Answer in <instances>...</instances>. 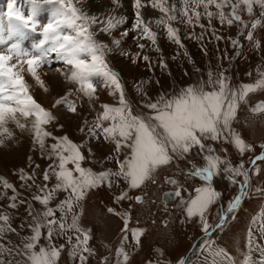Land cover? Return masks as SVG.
I'll return each instance as SVG.
<instances>
[{
	"label": "snow or ice",
	"instance_id": "snow-or-ice-1",
	"mask_svg": "<svg viewBox=\"0 0 264 264\" xmlns=\"http://www.w3.org/2000/svg\"><path fill=\"white\" fill-rule=\"evenodd\" d=\"M24 2L27 6L26 14L23 8L16 6V0H10L5 13L7 35H0V146H5L6 141L15 140L16 129L21 133L27 132L33 145L39 146L42 155L46 152L47 157L53 159V163L43 171L42 186L35 184V169L31 174L19 169V179L24 181L29 189L33 186L37 188L32 200L43 207L42 212L33 215L31 203L25 200L17 203L18 193L7 197L11 201L9 208L16 209L26 205L27 214L32 217V223L28 225L31 235L22 238L19 251V254L25 257L24 264H58L65 244L57 246L53 243L57 235L66 238V243L70 246L69 255L74 261L78 259L79 264H87L88 257L94 255L93 249L89 247L91 230L83 229L79 220L83 214V202L88 195L101 187H106L111 192L114 186L119 188V181L123 180L126 188L113 193L114 202L130 200L141 204L144 202L143 196H130L132 190L142 189L149 180L156 183L154 176L158 169L172 164L174 160L187 159L193 153L201 156L204 161L203 166H195L189 161L192 167L185 173L189 178L202 181L201 186L195 188L196 195L184 201L181 195L182 185L172 178H165V183L175 185L176 190L164 193L163 199L167 202L173 196L178 197L181 203L186 205L185 220L182 222L198 218L204 235L201 241L193 245L191 253L198 252L202 256L207 251L211 264H235L226 250H216L212 247L213 242L208 236L213 230L223 228L227 218L230 215L234 217L243 201L250 198L251 175H259L261 171L257 161L264 160V144L260 145L262 153L250 161L253 170L250 171L245 168L243 161L235 167L232 166L227 158L222 159L205 141L228 144L240 155L252 150V146L245 142L232 125L237 120L241 104L248 103L249 94L264 90V72H260L258 66L259 79L254 83H241L233 87L230 84L231 78L224 74L227 70L221 71L215 78L210 70L207 80H202L199 85L185 86L174 95L160 93L156 99L148 96L145 91L144 85L149 81L142 80L135 86V90L140 96L141 106L148 111H137L133 114L125 86L118 73L110 67L107 57L109 53L119 50L121 55L130 56L133 63L142 59L147 63L149 70H152L153 64L158 63L162 70L169 71L170 74L158 44V32L153 30L152 25L157 29L162 28L166 39L178 48L185 49L184 54L187 55L179 29L172 23L178 19L177 13L181 23L201 29L199 35L194 31L189 33L190 39L203 40L205 28L216 41L224 39L213 24L216 19L221 26H235L238 35L243 36L259 51L261 40L256 38L255 33L264 28V0H179V7L177 0H131L135 19L131 29L120 31L119 36L114 33L127 23V17L118 14L123 0H109L110 7L103 14H90L85 11L81 6L84 0ZM149 8L161 15L146 20L144 12ZM45 9L49 13L48 19L41 24L37 17ZM240 13L246 14L249 20L245 21ZM203 19H207V26L202 23ZM25 30L38 32L40 36L38 42L30 48L22 43ZM130 33H135L134 41L139 50L132 54L121 47ZM100 35L109 37L110 42L98 39ZM141 41L150 42L154 50L161 53L158 61H153L145 54L146 44ZM229 42L237 49L235 55L239 56L238 49L242 47L239 39L230 37ZM202 51L207 54L206 47L202 46ZM227 58L230 61L232 59ZM172 59L175 60L176 57ZM189 62L191 63V60ZM53 63H62L68 69L66 82L77 85L75 91L82 93L89 100L95 97L97 83L102 84L109 95L117 98L115 105L100 106L102 110L86 132L89 142L92 138L102 137L105 142L114 144L113 154L104 157V161L114 160L117 166L115 171L105 168L94 171L92 168L83 167V162L89 157L95 161L92 149L88 148L86 156L84 142L76 143L67 134L56 136L47 130V126L56 118L33 97L26 75L47 91L41 70L46 65L52 66ZM57 71L60 72V69L57 68ZM60 74L64 75V72ZM184 74L188 73L185 71ZM72 94L73 90H69L63 97L56 99L53 107L64 106L68 112L76 113V104L68 99ZM249 111L253 114L264 113V101H258ZM63 127L58 125V130ZM78 130L85 134L83 125ZM49 138L53 143L46 148V139ZM221 151L227 153L225 148H221ZM29 160L31 161V157ZM35 167L38 169L39 165ZM221 173L233 184L238 183L236 177H243V180L239 182L238 192L227 203L226 209L223 205L220 206L218 221L209 224L207 213L210 206L218 203L222 195L215 190L212 182ZM52 176L55 177L56 183L49 188L48 181ZM27 181L33 183L27 184ZM0 183L5 189L16 193L14 185L7 179L0 177ZM255 191L257 195L264 196V187H258ZM60 192L64 193V198L55 207L50 206L51 201ZM57 212L60 213L58 218ZM107 212L119 215L112 207H107ZM129 217L130 212H125L122 216V231H127ZM10 220L9 214L0 212V238L7 232H17V229L11 226ZM167 224V220L162 221L165 228ZM23 227L22 223L20 228ZM42 229H46V232H42ZM69 233L74 234L75 243H72L73 235ZM143 234L144 230L140 228L131 231V238L137 247L140 246ZM42 238L47 241V245L40 244ZM126 240L127 237H123L121 246L116 249V264H128L130 260L123 247ZM8 251L10 249L0 245V254ZM157 251L163 254L162 250ZM0 264H4V261L0 260ZM101 264H109V260L102 259ZM177 264H189V258L180 257ZM244 264H247V257L244 258Z\"/></svg>",
	"mask_w": 264,
	"mask_h": 264
},
{
	"label": "rangeland",
	"instance_id": "rangeland-1",
	"mask_svg": "<svg viewBox=\"0 0 264 264\" xmlns=\"http://www.w3.org/2000/svg\"><path fill=\"white\" fill-rule=\"evenodd\" d=\"M9 2L10 0H0V35H7L5 13ZM16 6L23 8L26 14L27 7L24 0H16ZM179 6V0H177V7ZM212 10L216 11L215 9ZM150 11L152 13L155 12L157 15L151 17L148 12H144L146 20L155 19L161 15L156 10L151 9ZM225 11H228V9H225ZM258 13L259 9H257V15ZM118 14L126 16L127 23L114 33L116 36H119L120 31L130 30L131 24L135 19L131 6H122L118 10ZM240 14L245 21L249 20L246 14ZM48 15L49 13L46 9L42 10L37 19L41 24L45 23ZM177 16L178 19L172 23L174 27L179 29V35L185 45L187 55L184 54L185 49L178 48L166 39V34L162 28L157 29L154 24L152 25L153 30L158 32V44L162 49V55L167 62L170 74L169 71L162 70L158 63L153 64L152 70H149L147 63L142 59L138 60L137 63H133L130 56L121 55L119 50L108 54L107 59L110 67L118 73L120 80L125 86L126 96L132 105L133 114H136L137 111H148L141 106L140 96L135 90V86L142 80L149 81V83L144 85L145 91L148 96L156 99L160 93L174 95L178 94L185 86L199 85L202 80H207L210 70L214 78L221 71L227 70L224 71V74L231 78L230 84L233 87L239 86L241 83H254L259 79L258 66L259 71L264 72V28L257 30L255 33L256 38L261 40V47L257 51L249 41L238 35L235 26L228 27L226 24L221 26L216 19L213 20V24L224 39L216 41L207 28H205L203 40L190 39L188 38L189 33L194 31L196 35H199L201 29L199 27L186 26L180 22L179 13H177ZM202 23L207 26V19H203ZM134 36L135 33H130L121 46L129 54L139 51L136 47ZM230 37L239 39L242 45L238 49L239 56L235 55L237 49L231 46ZM39 39L38 32L25 30L22 34V43L25 47L30 48ZM98 39L110 42V38L104 35L98 36ZM141 42L146 44L145 54H148L153 61H158L161 53L156 52L150 42ZM202 46L207 48V54L202 51ZM225 53H227V56H225ZM174 56L176 57L175 60L172 59ZM227 57H231V61ZM190 60L191 63L189 62ZM120 63H125L126 73H123L118 67ZM57 68L60 69V72H64V75H61ZM185 71L188 73L187 75L184 74ZM247 73H251V75ZM68 74V69L62 63H53L50 67L44 66L41 70V76L48 89L47 91L41 89L26 75L30 88L34 90V98L41 105L43 104L42 106L48 109L56 118L47 126V130L56 136L67 134L76 143L84 142V154L86 156H88V148L92 149L95 161L92 157H89L83 162V167L92 168L94 171H100L102 168L115 171L117 166L114 160L104 161V157L113 154L114 144L105 142L102 137L99 139L92 138L89 142L86 132L87 128L92 126L97 114L102 110L100 106L102 104L115 105L117 104V98L109 95L108 90L102 84L97 83L95 97L89 100L82 93L75 91L77 85L66 82ZM49 77L57 78L60 86H52L48 79ZM69 90H73V94L68 99L76 104V113L68 112L64 106L53 107L56 99L63 97ZM37 92L47 95V99L45 100L41 96L42 101L40 102L37 98V94L39 95ZM258 101H264V90L249 94L248 103L241 104L237 120L232 125L245 142L252 146L251 151L240 155L228 144L210 140L205 141V144L210 145L222 159L227 158L232 166L235 167L243 161L245 168L250 171H253L252 167H250V161L262 153L260 145L264 144V113L253 114L249 111ZM85 121H87L86 124ZM58 125H63V129L58 130ZM82 125L85 127V134H81L78 130ZM25 133V141H22V145L17 147V153L8 155V157H11L9 160L10 165L0 160V164L2 163L3 165L2 168L0 166V177L7 179L16 189V193H13L12 190L5 189L3 184L0 183V212L9 214L11 226L17 229V232H7L0 238V245H3L5 249H10V251L0 254V260H3L4 264H24L25 257L19 254V251L22 238L31 235L28 225L32 223V217L28 216L26 205H21L16 209L9 208L8 204L11 201L7 197L18 193L16 202L19 203V201L25 200L31 203L33 215L43 211V207L32 200L37 188L33 186L29 189L25 182L19 179V169H24L29 174L35 169V184L42 186L44 184L42 179L43 171L49 164L53 163V159L48 158L46 152L42 155L39 146L33 145L31 136L27 132ZM7 142L5 146H7ZM52 143L53 141L50 138L46 139V148ZM5 146H0V148ZM221 148L227 149V153L221 151ZM7 151L12 152L11 148L7 149ZM29 157H31V161ZM120 158H123V153H121ZM96 161H103V163ZM189 161L195 166H203L204 164L202 157L193 153L187 159L174 160L172 164L158 169L154 176L156 183H152L149 180L142 189L132 190L129 193L130 196H143L144 202L141 204H136L130 200L119 203L114 202L113 193H118L121 189L126 188L123 180L119 181L120 187L114 186L111 192L106 187H101L93 190L88 195L83 202V214L79 220V224L83 229L91 230L89 247L93 249L94 255L88 257L87 264H101L102 259H108L109 264H116V249L121 246V240L125 236L127 240L123 247L124 251L130 256L128 264H149V262L151 264H168V262L177 264L180 257L187 255L191 244H196L204 235L198 218L189 220L186 223L182 222L185 220L186 205L181 203L176 208V202L180 198L175 197L173 200L165 202L162 196L165 192H174L176 190L175 185L165 183V178L175 179L179 185H182L181 195L184 201L196 195L195 188L201 186L202 181L185 175L192 167ZM36 165H39L38 169L35 167ZM257 166L261 168V171L259 175H251L250 198L243 201L241 208L234 214V217L230 215L231 217L223 228L215 230L214 233L212 231L210 234L213 236L208 237L213 242L212 247L216 250H226L235 261V264H244L245 257H247V264H264V196L257 195L255 191L258 187H264V160L257 161ZM221 167H225V165H221ZM235 179L238 183H231L224 173L214 178L213 186L222 195L218 203L210 206L207 213L209 224H214L218 220L220 206L223 205L226 209L227 203L237 194L239 182H242L243 177H236ZM32 183V181H27V184ZM55 183V177L52 176L48 181L49 188ZM63 198V192L57 193L50 206L55 207ZM107 207H112L119 215L108 213ZM125 212H130L129 224L127 231H122L124 229L122 216ZM56 215L58 218L60 213L57 212ZM22 217L24 218L23 220L21 219ZM164 220L168 222L166 228L162 225ZM68 222H71L70 216ZM22 223L24 227L20 228ZM135 228L144 230L139 247L136 246L131 238V231ZM42 232H46V229H42ZM69 234L73 235L72 243H75L74 234ZM53 243L57 246L65 244V249L60 255L58 264H79L78 259L74 261L69 255L70 246L66 243V238L57 235ZM40 244L47 245V241L42 238ZM157 250H162L163 254ZM205 260H207V264H211V257L207 251L202 256L198 252L191 253L189 264H193V262L195 264H205Z\"/></svg>",
	"mask_w": 264,
	"mask_h": 264
},
{
	"label": "bare ground",
	"instance_id": "bare-ground-1",
	"mask_svg": "<svg viewBox=\"0 0 264 264\" xmlns=\"http://www.w3.org/2000/svg\"><path fill=\"white\" fill-rule=\"evenodd\" d=\"M82 8L87 11L88 13L90 14H103L104 12L108 11L109 7H110V4H109V0H84V3L81 5ZM123 6L125 7H130L131 6V0H123ZM27 7V6H26ZM151 9H147L145 12H148L150 14L151 17H154L156 16L157 14L155 12H151L150 11ZM152 13V14H151ZM135 49V48H134ZM134 52V50H133ZM118 67L120 68V70L123 72V73H126L125 70H126V65L125 63L123 64H118ZM48 76V75H47ZM49 81H50V84L52 86H56V85H59L60 86V83H59V80L57 78H48ZM48 81V82H49ZM50 85V86H51ZM34 87V86H33ZM33 91L31 88H30V92L31 94L33 95ZM39 93V92H37ZM41 96L45 98V100L47 99V95L45 94H40L39 95L37 94V98L39 99V101L41 102ZM34 97V96H33ZM49 97V96H48ZM45 105L46 103L43 102ZM43 105V104H42ZM15 131V140L13 141H8L7 142V146L3 147V148H0V160L1 162H4L5 164H8L10 165V159L11 157H8V155L10 153H12L13 155L15 153H17V147H19L20 145H22V141H25V132L24 133H21L19 130H16L14 129ZM12 150V152H9L7 151V149H10ZM13 163V162H11ZM14 165V164H13ZM1 168H2V163L0 164ZM231 216H229L227 218V220L230 218ZM217 230V229H216ZM215 230H213L212 233H214ZM201 241V240H200ZM197 243V242H196Z\"/></svg>",
	"mask_w": 264,
	"mask_h": 264
},
{
	"label": "water",
	"instance_id": "water-1",
	"mask_svg": "<svg viewBox=\"0 0 264 264\" xmlns=\"http://www.w3.org/2000/svg\"><path fill=\"white\" fill-rule=\"evenodd\" d=\"M172 198H173V197H172ZM172 198L168 199L167 201L172 200ZM179 204H180V202H179ZM176 208H178V205H176ZM210 233H211V232H210ZM210 233H209V236H211ZM193 245H194V243H193ZM193 245H192V247L190 248V250H189V252H188V255L191 254V249L193 248Z\"/></svg>",
	"mask_w": 264,
	"mask_h": 264
}]
</instances>
